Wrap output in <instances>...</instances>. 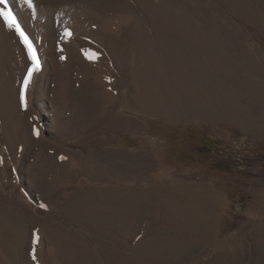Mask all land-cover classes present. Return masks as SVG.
Masks as SVG:
<instances>
[{
    "label": "rangeland",
    "instance_id": "obj_1",
    "mask_svg": "<svg viewBox=\"0 0 264 264\" xmlns=\"http://www.w3.org/2000/svg\"><path fill=\"white\" fill-rule=\"evenodd\" d=\"M0 264H264V0H0Z\"/></svg>",
    "mask_w": 264,
    "mask_h": 264
},
{
    "label": "crops",
    "instance_id": "obj_2",
    "mask_svg": "<svg viewBox=\"0 0 264 264\" xmlns=\"http://www.w3.org/2000/svg\"><path fill=\"white\" fill-rule=\"evenodd\" d=\"M151 1V0H150ZM157 1V0H156ZM162 29V30H161ZM215 33L219 32V33H223L222 31H214ZM241 32V30H240ZM136 32L134 33L133 36H131V38H133L134 40H138V41H141V38L140 36H136ZM173 34L174 32L173 31H169V30H166L164 27L161 28L159 26H155L154 28H151V29H148V28H145L144 30V34H143V39L146 43L150 42L151 44H153L155 47H159L161 45V43L164 42V40H169V39H173ZM221 39H223L225 37V35L223 36H220ZM215 42H216V37H215ZM215 78V76L213 77V79ZM198 116L200 118H203V119H215V114L214 112H212L210 109L207 110V111H200L198 112ZM53 148H55L54 144L52 145ZM64 147V145L62 146ZM152 155L153 153L149 152L147 153L146 157H151V164H153L154 160L152 158ZM53 160L55 159V156L54 158H52ZM143 159V158H142ZM71 162V161H70ZM150 164V166H151ZM76 166L77 168V165L73 164L72 167ZM152 172H150L152 174L151 178L153 179V173L154 171L156 170V166H154L152 168ZM138 174V172H136V175ZM142 170L141 172L139 173L138 176H136V180H141L142 178H144L142 176ZM153 188H142V191H143V194L145 193H150V194H153ZM147 197V196H146ZM152 198V197H150ZM152 199L150 201H147V200H137V204L135 206V209H134V212H126V211H120L118 213V219L117 218H113V223L114 224H122V219L120 221V216L124 217L126 216V214H130L131 218V223L130 225H136V230L135 232L132 234V236H130L129 238H125L126 240L128 241H138V240H142L146 233H147V230L149 229V225L152 224V223H155L159 220V217H160V209H161V205L158 203V204H155V210H153V207H150L149 205V202H151ZM154 204V202L152 203ZM47 221L50 226L47 228L48 229V232L50 234H53V235H58V237L56 238L57 240H61V241H70L72 240L73 238V233L74 234H84V232H86V229H84L83 227H81L82 225V221L80 222H77L75 220H71V219H68L67 216H64L63 214L61 215H53V216H49L47 218ZM34 223V222H33ZM38 219L35 220V224L33 225L34 227L32 228V231L34 233H36L37 235L41 236V229L39 226H38ZM122 230V229H120ZM77 238H79L77 236ZM83 237L81 236V239ZM84 239V238H83Z\"/></svg>",
    "mask_w": 264,
    "mask_h": 264
},
{
    "label": "bare ground",
    "instance_id": "obj_3",
    "mask_svg": "<svg viewBox=\"0 0 264 264\" xmlns=\"http://www.w3.org/2000/svg\"><path fill=\"white\" fill-rule=\"evenodd\" d=\"M3 6H1V10H3V9H5V8H2ZM4 11V10H3ZM4 15H5V17L6 18H8V19H10V20H12V15L11 16H9V12L7 11H5L4 13H3ZM202 190H200V192H201ZM207 192V191H206ZM204 194H206V193H204ZM207 195H211V194H207ZM204 196L205 195H203V197H201V198H203V200L206 198H204ZM208 197V196H207ZM213 198V197H212ZM207 200V202L208 203H206L207 204V206H205V207H207V208H204V206L203 205H201V207L202 208H204V209H202V210H206V211H202V213H204V215L206 214V216L205 217H207V219H209V218H212V216L215 214L214 212L216 211L215 210V208H216V199H215V201L212 199H209V198H207L206 199ZM202 201V200H201ZM204 203H205V201H203ZM203 202H201V204L203 203ZM200 204V203H199ZM205 204V205H206ZM199 207V206H198ZM206 212V213H205ZM214 213V214H213ZM211 220V219H210ZM213 220V219H212ZM206 221V220H205ZM207 223L209 222V221H206ZM212 222V221H211ZM210 223V222H209Z\"/></svg>",
    "mask_w": 264,
    "mask_h": 264
}]
</instances>
